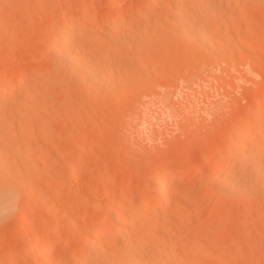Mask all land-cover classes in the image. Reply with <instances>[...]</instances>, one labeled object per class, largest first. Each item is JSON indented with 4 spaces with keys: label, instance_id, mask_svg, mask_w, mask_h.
I'll use <instances>...</instances> for the list:
<instances>
[{
    "label": "rangeland",
    "instance_id": "374dc122",
    "mask_svg": "<svg viewBox=\"0 0 264 264\" xmlns=\"http://www.w3.org/2000/svg\"><path fill=\"white\" fill-rule=\"evenodd\" d=\"M182 4L189 14L171 18ZM120 12L131 16L109 27ZM62 23L79 30L69 48L80 49L83 64L105 68L91 83L54 62ZM12 80L19 89L0 99V131L15 137L0 132V166H16L0 187L25 184L0 215V264H264V167L245 157L247 148L238 168L216 173L228 131L247 128L264 99V0H0V83ZM159 164L183 172L166 186L175 203L148 213L159 222L147 215L129 231L107 229L99 257L82 251L85 231L97 230L119 199L156 197ZM129 184L139 188L127 192ZM123 233L143 236L133 255ZM65 239L47 261L46 246Z\"/></svg>",
    "mask_w": 264,
    "mask_h": 264
},
{
    "label": "bare ground",
    "instance_id": "6f19581e",
    "mask_svg": "<svg viewBox=\"0 0 264 264\" xmlns=\"http://www.w3.org/2000/svg\"><path fill=\"white\" fill-rule=\"evenodd\" d=\"M116 0H112V3H114ZM176 2L177 1H180V0H175ZM183 5V7H184V4H182ZM182 5H180V6H177L178 8H176L175 7V9H172V10H170L169 11V16L171 17V18H174L175 16H183V14L184 15H187V12H188V9H186L185 7H184V9L182 8ZM188 5H186V7H187ZM191 7V6H190ZM189 7V8H190ZM193 9V11H194V8H193V6H192V8H190L189 9V11L190 10H192ZM195 11H196V9H195ZM144 12V11H143ZM121 13V12H120ZM119 13V14H120ZM131 13V12H130ZM146 13H148V11H146ZM190 13H192V11H190ZM193 13H195V12H193ZM192 13V14H193ZM197 13V12H196ZM118 14V16H110L111 18H109V22H110V24H109V27H110V25H111V22H112V24H113V22H115L116 20L118 21L119 19H123V18H128L127 16H131V15H129L128 14V12L126 13V12H122L120 15ZM188 14H189V12H188ZM82 18L84 19L85 18V15H83L82 16ZM86 18H87V15H86ZM85 18V19H86ZM116 23V22H115ZM62 24H64V23H62ZM72 24V23H71ZM70 23H66V25L64 24V25H61L59 28V30L57 29V31H56V33H54L55 34V38H54V41H53V45H52V50L53 51H55L56 52V54H55V52H53V53H51L52 55L53 54H55V56H56V60L57 61H54V62H57L56 64L57 65H59V64H62V66L61 67H64L65 66V68H68V70L70 69L71 71H72V74L74 73V75L76 76H78V77H80V79H84L86 82L87 81H90V83L92 82V81H94L93 79H92V81H91V76H93V75H97V73L99 74V75H97V77H99V76H101L100 75V73H103V71H104V69L103 70H100V68H99V70L97 71V69H96V71L95 72H97V73H95V72H92L93 71V68H90L89 69V67L87 66L88 64H89V66L91 65L92 66V64H90V63H88L87 65H84L86 62H84L83 60H85V56L83 55V54H80L79 53V50H78V48L76 49V50H74V48L73 49H71V48H69V46L71 47V44L75 41V42H77L76 41V38H78V34H77V32L79 33V30L78 31H76L77 30V27L76 26H74V24L73 25H71ZM187 25H189V24H187ZM113 26V25H112ZM184 26H186V24L184 25ZM194 27V25H191V26H188V27H190L189 29H192L191 27ZM76 27V28H75ZM115 27V26H114ZM113 27V28H114ZM187 27V28H188ZM108 28V27H107ZM110 29H112V28H110ZM109 28H108V30H110ZM76 31V32H75ZM77 35H76V34ZM73 34H75V37L73 36ZM243 39V41L245 40L246 41V39H248L247 37H245V39L244 38H242ZM241 39V40H242ZM242 42V41H241ZM51 43H52V41H51ZM74 44V43H73ZM49 47H50V45H49ZM51 48V47H50ZM49 48V50H51ZM52 52V51H51ZM84 58H83V57ZM83 59V60H82ZM59 63V64H58ZM84 63V64H83ZM55 64V63H54ZM55 64V65H56ZM56 65V66H57ZM59 66V67H60ZM90 66V67H91ZM58 67V66H57ZM92 67H94V66H92ZM92 69V70H91ZM95 69V68H94ZM67 70V71H68ZM69 70V71H70ZM94 73V74H93ZM93 74V75H92ZM27 75H28V72L27 71H25V70H22L20 73H19V75L17 76V82L19 83L17 86H19L20 87V85H22V83H23V81H24V79L27 77ZM76 76V77H77ZM93 78H94V76H93ZM84 81V82H85ZM16 85H15V80H14V82H13V80L12 81H8V82H3V83H0V99L2 98V96L6 93V92H10L9 90H15L16 89V87H15ZM19 87L17 88V90L19 89ZM17 90H15L16 92H17ZM12 92V91H11ZM8 93H6V95L8 94ZM13 93V92H12ZM11 93V94H12ZM14 94V93H13ZM13 94H12V96H13ZM6 95H4V96H6ZM10 95V94H9ZM16 96L17 95H21V94H19V92H18V94L16 93L15 94ZM18 96V97H19ZM21 97H26V96H21ZM263 98V97H262ZM261 98V99H262ZM261 99H259V101L261 100ZM6 99L4 98V99H2L1 101L2 102H0V107L1 106H3V104L1 105V103H7V101H5ZM23 100H25V98L23 99ZM3 101H5V102H3ZM259 101H258V103H259ZM263 105H264V99L263 100H261L260 101V103L259 104H257L256 106H255V110H256V113H255V115H257V116H253V117H251L250 119H248V120H246V122H249L248 124V127L247 128H245V129H241V128H238V126L236 125V124H234L236 127H237V129H239V131L238 132H236L237 131V129H235L234 131H235V135L233 134V130L231 131V129L233 128V127H231V129L229 130V131H231L232 132V134L228 131V133L230 134V136L232 137V140L230 139V142H229V144L227 145L228 146V148H229V152L228 153H226L227 152V150H228V148L226 149V154L227 155H224V158H223V160L221 161V163L219 164V166L216 168L217 169V171H216V173L218 172H220L221 173V170H225L229 165H233V166H236L237 168H238V166L240 165V164H242L243 162H244V160L242 159V157L244 158V156H242L243 154H245V149H249V152L246 150V152H248L247 154H246V156L245 157H248L247 159H249V160H251V158L253 159V157L255 156H257V159H258V161H256V164H257V166H259V169L261 168V167H264L263 166V164H264V162H263V164H261L262 163V161H263V155L264 154H262L261 156H260V154H259V156L257 155L259 152H257V150L255 151L254 149V147H257L258 146V144L260 143V142H262L261 140H263V138H264V130H262V129H264V127L262 128V127H260L261 126V121H262V116L261 117H259V114L261 113V111L264 109L263 108ZM13 111V110H12ZM14 112V111H13ZM12 112V113H13ZM12 113H11V115H12ZM15 113V115H16V112H14ZM18 113V112H17ZM262 113H263V111H262ZM9 116V118L10 117H12V116ZM18 115V114H17ZM13 117H14V115H13ZM12 117V118H13ZM16 117H18V116H15L14 118H16ZM13 118V119H14ZM261 119V120H260ZM0 121H3V120H0ZM4 122V124H6L5 122H7L6 120L5 121H3ZM10 123H11V121H9ZM0 123H2V122H0ZM3 124V125H4ZM13 124V123H12ZM11 124V125H12ZM241 124V123H240ZM244 124V123H243ZM262 124H264L263 122H262ZM0 125H2V124H0ZM7 125V124H6ZM8 125L10 126V124L8 123ZM5 126V125H4ZM247 126V125H246ZM7 126H5V128H6ZM240 127V126H239ZM244 127V126H243ZM3 128L4 127H2V130H3ZM4 128V132H6V133H4V132H2V131H0L2 134H4V136H5V134H6V136H8L7 138H8V140H11L12 141V138L11 137H15V136H12V134H7V133H9L8 131H7V129H5ZM13 129L14 128H12V130L11 131H13ZM234 129V128H233ZM241 130V131H240ZM263 131V132H261V131ZM14 132H16V131H14ZM0 133V134H1ZM261 133L263 134V137H261L262 135H261ZM11 135V136H10ZM0 136H2V135H0ZM4 136H2V138L4 137ZM10 136V137H9ZM6 138V137H5ZM6 138V139H7ZM11 138V139H10ZM0 139H1V137H0ZM4 139V138H3ZM2 139V141L3 142H5V139L3 140ZM15 139V138H14ZM1 140H0V149H2L1 147H3L4 148V145L3 146H1L2 144H4L3 142H2ZM10 141V142H11ZM247 141H249V142H247ZM7 143H5V145H6ZM261 144H263V143H261ZM8 145V144H7ZM6 145V146H7ZM5 146V147H6ZM263 146H264V144H263ZM7 148V147H6ZM263 148V147H262ZM244 150V151H243ZM264 150V149H263ZM1 151H5V148L3 149V150H1ZM238 151L241 153V151H242V153L240 154H238ZM262 151V150H261ZM244 152V153H243ZM263 152V151H262ZM2 153V152H1ZM5 153V152H4ZM6 153H7V151H6ZM264 153V152H263ZM9 154V152L7 153V155ZM2 157H5L4 156V154H0ZM6 155V154H5ZM6 155V156H7ZM237 155H239V156H237ZM242 157H241V156ZM1 156H0V159H2L1 158ZM8 156H10V155H8ZM7 156V157H8ZM7 157L5 158V161L7 160ZM12 157V156H11ZM241 157V158H240ZM215 158V153H211L209 156H208V162H212L213 161V159ZM9 159H11V161L13 160V158H8V160ZM246 159V158H245ZM8 160H7V162H8ZM14 160H18V159H16V158H14ZM2 160H0V162H1ZM13 162H14V166H16V161H12L11 162V164H13ZM256 164L254 163L253 165H254V168H255V166H256ZM1 165H3L2 163H1ZM6 165H8L7 166V168H9V164L8 163H6L5 162V164H4V167L6 166ZM165 165V164H164ZM163 164H159V165H157L156 167H155V169L152 171V175H153V177L154 176H156V177H154L155 179L157 178V180H155L153 177V179L155 180H153V183H151V184H154V188H155V192H156V197H154L152 194H150V195H148V196H141V195H139V198H138V201H137V204H131L128 200V202H125L126 200H124V199H119L118 200V202L116 203V205H115V203H114V209L115 210H113V211H111L110 212V210H109V212H107L106 214H107V217H106V219H104L103 221H102V223L99 225V227L97 228V230H92V231H89V232H86L85 231V233H84V235H85V238H83V243L81 244V249H82V251H88L89 252V250H90V252H92V257H99V256H97V255H99V251H100V249H101V247H100V249H99V244H100V246H103V245H101L102 244V242L104 241V237H105V239H106V231H108L110 228H117L118 230L116 231V229H115V232H119V233H122V232H126V231H129V229H131V228H133L134 226H136V224H138V222L142 219V218H146V216L148 215V213H150V212H153V211H158L161 207H169L168 205H170V203L172 202V200H173V196L172 195H175V194H170V192L171 191H166V189H167V187H168V185H169V182H170V184L172 183V181L175 179V178H179V177H181L182 175H183V172L181 171V172H179V173H172L171 172V170L170 169H167L165 166H164ZM252 165V166H253ZM261 165V166H260ZM14 166H13V168H14ZM257 166H256V168H257ZM3 166H0V174L2 175V176H0L1 178H4L5 177V175H4V172L5 173H7V171L9 170V169H6L7 171H5V169H4V167L2 168ZM236 167H233V168H236ZM11 169V166H10V173L12 174L10 177H13L14 178V174L12 173V170H14V169ZM19 168V167H18ZM203 168V166H201V167H199V169H202ZM255 168V169H256ZM255 169H253V167H252V171L251 172H255L254 170ZM258 169V168H257ZM256 169V170H257ZM258 169V171H261V170H259ZM262 169V168H261ZM248 170V169H247ZM248 170V171H249ZM264 170V169H263ZM263 170H262V172H263ZM245 171V170H244ZM249 171V173H248V176L250 175V172ZM236 172V171H235ZM240 172V171H239ZM246 172V171H245ZM261 172V175H263V173ZM10 173H8L7 174V177H9L8 175H10ZM14 173H15V171H14ZM232 173H234V172H232ZM244 173V172H243ZM231 174V173H230ZM241 174V173H240ZM239 174V175H240ZM247 174V173H246ZM256 174V173H255ZM254 174V175H255ZM227 175V174H226ZM225 175V176H226ZM234 175H235V173L232 175L231 174V176L229 175V177H228V175H227V181L229 182V180L232 182H230L231 183V185L234 183V182H236L235 181V179L232 181L231 179H233V177H234ZM236 175H237V172H236ZM238 175V176H239ZM252 175H253V173H252ZM260 175V176H261ZM241 176H242V174H241ZM241 176H239V177H241ZM251 176V175H250ZM7 177H5L4 178V180L7 178ZM9 177V178H10ZM237 177V176H236ZM235 177V178H236ZM262 177V176H261ZM264 177V176H263ZM8 178V179H9ZM12 178V182H11V178L8 180L9 182H11V183H13L12 185H14V184H16L17 182L16 181H13L14 179ZM16 178V177H15ZM217 178V177H216ZM238 178V177H237ZM242 178V177H241ZM240 178V179H241ZM260 178V177H259ZM17 179V178H16ZM262 179V178H261ZM7 180V179H6ZM5 180V181H6ZM213 180H215L214 181V184H215V182L216 181H218V180H216V179H213ZM237 180V179H236ZM4 181V182H5ZM23 180L21 179V182H22ZM16 182V183H15ZM24 182V181H23ZM22 182V187L24 186L23 184H25V183H23ZM230 183H228L229 185H230ZM237 183V182H236ZM6 184H8L7 182H6ZM19 184V185H20ZM217 184V183H216ZM228 184H226V186L228 185ZM8 186V185H6V187L8 188H12L13 186ZM18 184H16V188H17V190L19 189V187L21 186H17ZM5 186V185H4ZM26 186V185H25ZM136 186H138V185H136ZM167 186V187H166ZM234 186V189H235V187H237V186H235V185H233ZM232 186V187H233ZM2 187V189H5V187H3V186H1ZM0 187V188H1ZM217 187V186H216ZM238 187H240L239 185H238ZM24 188V187H23ZM136 188V189H135ZM137 188H139V186L138 187H135L134 185H132V184H129L127 187H126V189H125V191H127V192H133V190L135 191V190H137ZM153 188V187H152ZM241 188V187H240ZM245 188V187H244ZM243 188V189H244ZM169 190H171L170 189V185H169V188H168ZM237 189V191H238V188H236ZM13 189H5V190H3L1 193H0V215L2 214V212L5 210V209H7V208H9V207H11L12 205H13V203H14V200H15V194H13L14 192H17V190L15 191V190H13ZM154 190V189H153ZM231 190H232V188H231ZM230 190H228V192H229ZM234 191V190H233ZM236 191V190H235ZM136 192V191H135ZM138 192V191H137ZM167 192H169V193H167ZM109 194V191H107V193H106V195H108ZM107 198V197H106ZM175 198H176V196H175ZM172 203H175V202H172ZM136 205V206H135ZM179 206L180 205H183L184 206V204H183V202H182V204H178ZM181 207V206H180ZM112 208V209H113ZM111 209V210H112ZM155 212H153V214H154ZM155 214H157V213H155ZM158 215V214H157ZM157 215H155V217L157 216ZM149 217H151L152 216V214H151V216H150V214L148 215ZM165 216V215H164ZM23 215L19 218V221H22V219H23ZM148 218V217H147ZM147 218H146V222H147ZM151 219H154V218H152L151 217ZM156 219V218H155ZM155 219H154V224H156V222H157V220L155 221ZM162 219H165V218H162ZM150 220V219H149ZM164 221V220H163ZM144 222V221H143ZM150 222L151 223H153V221H151L150 220ZM150 222L148 223V224H150ZM158 222H159V220H158ZM157 222V223H158ZM144 224H145V222H144ZM51 225L53 226H49V228H50V230H51V227L52 228H54V223L52 222L51 223ZM108 229V230H107ZM49 230V231H50ZM53 231V230H52ZM88 231V230H87ZM106 233V234H105ZM123 234H125V233H123ZM127 234V233H126ZM124 235V236H126V237H123V238H125L126 240H124L123 238V240L124 241H122V243L124 242L125 243V241H127L126 243H128V245L126 244H124L125 246H129L128 248H126V252H127V254H131V255H133L132 254V249L133 248H131L130 247V245L132 246V241L134 240H136V239H142L143 238V236L141 235V236H137L136 234L137 233H134V234H132L131 236H127V235ZM106 235V236H105ZM129 235V234H128ZM139 235V234H138ZM112 236H114V235H112ZM116 236V235H115ZM120 237H122V236H120ZM147 237V236H146ZM110 238V237H109ZM114 238H116V237H114ZM113 238V239H114ZM117 238H118V236H117ZM99 239H101V241H102V239H103V241L101 242V243H99L98 245H96V242L98 243L99 242ZM121 239V240H122ZM109 240H111V239H109ZM120 240V241H121ZM130 240V241H129ZM67 241H68V239H65L63 242H61V244L60 245H55V244H53V243H49L47 246H46V248H45V250H44V252H43V254L42 255H44L45 256V258H47L48 260L47 261H50L51 260V255H52V253H53V251H59V250H62V248H64L65 247V245L67 244ZM119 241V240H118ZM133 246H134V243H133ZM104 247V246H103ZM111 247H109V249H110ZM123 248H125V247H123ZM131 248V249H130ZM106 249V248H105ZM128 249H130V250H132V251H130V250H128ZM135 249V248H134ZM103 250H104V248H103ZM103 250H101L100 251V253L102 254V252H104ZM123 250V249H122ZM125 250V249H124ZM140 250H142V248L140 249ZM110 251V250H109ZM111 251H113L112 249H111ZM84 252V253H85ZM87 252V253H88ZM106 250H105V254H106ZM128 252H130V253H128ZM104 254V253H103ZM108 255V254H107ZM106 255V256H107ZM15 256V254H10L8 257H7V259H8V261H11L12 259H13V257ZM105 256V255H104ZM102 257H103V255H102ZM103 258H105V257H103ZM105 260H107V257H106V259ZM129 260H131V259H129ZM83 262V263H82ZM82 262H79V264L80 263H82V264H84L86 261L84 260V261H82ZM89 263V262H88ZM38 264V263H37Z\"/></svg>",
    "mask_w": 264,
    "mask_h": 264
}]
</instances>
